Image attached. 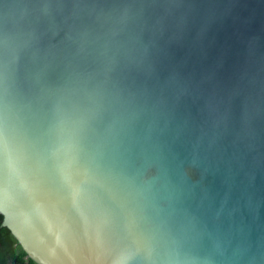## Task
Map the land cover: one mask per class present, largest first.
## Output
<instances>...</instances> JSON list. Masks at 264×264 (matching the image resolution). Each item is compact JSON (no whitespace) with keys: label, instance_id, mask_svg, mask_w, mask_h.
Returning <instances> with one entry per match:
<instances>
[{"label":"water","instance_id":"water-1","mask_svg":"<svg viewBox=\"0 0 264 264\" xmlns=\"http://www.w3.org/2000/svg\"><path fill=\"white\" fill-rule=\"evenodd\" d=\"M0 213L38 264H264V0H0Z\"/></svg>","mask_w":264,"mask_h":264},{"label":"trees","instance_id":"trees-1","mask_svg":"<svg viewBox=\"0 0 264 264\" xmlns=\"http://www.w3.org/2000/svg\"><path fill=\"white\" fill-rule=\"evenodd\" d=\"M3 219L0 213V264H38L27 255L11 230L2 225Z\"/></svg>","mask_w":264,"mask_h":264}]
</instances>
